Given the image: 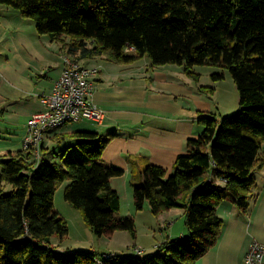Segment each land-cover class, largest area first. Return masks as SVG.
Returning a JSON list of instances; mask_svg holds the SVG:
<instances>
[{
	"label": "trees",
	"instance_id": "trees-1",
	"mask_svg": "<svg viewBox=\"0 0 264 264\" xmlns=\"http://www.w3.org/2000/svg\"><path fill=\"white\" fill-rule=\"evenodd\" d=\"M0 6L33 20L40 35L80 59L99 56L132 64L149 58L153 66H183L195 78L196 66L228 70L241 106L232 118L201 116L203 131L187 141L172 174L129 158L136 210L143 211L146 202L155 216L184 209L190 233L167 238L157 253L145 257L59 253L53 244L54 237L64 241L69 234L54 203L63 182L69 183L65 201L94 234L127 231L137 238L135 217L115 215L121 197L111 181L124 171L102 160L114 135L83 130L56 135V147L69 152L76 145L72 151L77 152L59 162L44 155V144L40 160L24 150L8 152L0 162V264H99L97 259L101 264H196L222 234L218 207L229 202L247 213L256 172L264 168V0H0ZM224 77L213 75L215 81Z\"/></svg>",
	"mask_w": 264,
	"mask_h": 264
},
{
	"label": "crops",
	"instance_id": "crops-1",
	"mask_svg": "<svg viewBox=\"0 0 264 264\" xmlns=\"http://www.w3.org/2000/svg\"><path fill=\"white\" fill-rule=\"evenodd\" d=\"M63 53L68 52L50 36L40 35L33 20L22 17L11 7L0 6V162L6 159L8 152L23 150L28 121L34 114L45 111L43 97L51 94L55 82L62 74ZM79 61L85 67H100V73L95 80L94 101L103 110L104 119L101 123L82 121L51 130L46 135L43 153L48 154L49 158L52 150V159H57L54 153L57 148L54 141L56 135L78 130L97 132L103 137L114 135L102 154V160L124 171L122 176L111 181L112 188L118 191L121 197V208L115 215L118 218L135 217L139 231L142 214L151 213L153 216L149 217L148 229L149 232L153 231L155 242L150 247L143 246L139 243L137 235L134 248L128 245V250L118 252L119 255L115 252L113 254L122 257L153 255L167 238L183 239L189 236L186 211L176 208L155 216L150 204L148 205L149 202H146L144 210L138 212L134 204L132 186L134 169L129 158L143 159L141 167L144 163H151L167 168L169 174H172L177 157L186 152L187 141L197 138L203 128L197 124L195 114L191 116V112H188V116H185V112L181 113L180 108H176V113L173 111L158 115L157 112H148L149 108L154 109L157 106H149L150 103L142 100L140 103L143 105L137 103L135 110L127 106L119 108L117 96L123 87L118 85L114 89L108 88V74L104 71L117 70L115 72L118 76L127 78L132 65L108 63L99 56L79 58ZM163 79L169 81L167 77ZM137 107L144 110H138ZM159 109H162L161 106ZM76 143L77 141L73 144ZM75 147L76 145L72 150H75ZM72 150L64 153V159L70 153H77ZM256 179L257 184L252 191L247 213H242L229 202H224L218 207L217 213L224 221L222 234L216 246L196 264H245L251 245L254 242L264 244V168L256 172ZM125 200L128 201L126 205L131 211L126 214L123 213ZM178 223L183 227L177 229ZM127 233L118 231L112 238H124ZM158 233L162 241L156 238ZM68 251L72 250H65ZM88 251L97 253L95 249Z\"/></svg>",
	"mask_w": 264,
	"mask_h": 264
},
{
	"label": "rangeland",
	"instance_id": "rangeland-1",
	"mask_svg": "<svg viewBox=\"0 0 264 264\" xmlns=\"http://www.w3.org/2000/svg\"><path fill=\"white\" fill-rule=\"evenodd\" d=\"M69 41L70 38H66V42L68 43ZM105 61L111 63L106 59ZM100 62L102 63L101 60ZM117 65H132L129 77L127 78L122 75L118 76L117 72H115L117 70L104 71V73L108 74L106 79L108 88L114 89L117 88L118 85L123 87L120 89L117 96V106L119 108L127 106L133 107L131 109L135 110L137 103H139L140 106L143 105L140 103L142 100L150 103L149 106H157V108L154 109L149 108L148 112L150 113L157 112L158 115L172 113L173 111L176 113V108H180V112H185V116H188V112H191L189 114L191 116L195 114L197 117V124H199L198 120L203 115H215L218 119L226 117L232 118L241 110L239 91L228 70L209 65L196 66L194 72L198 75V78H195L188 76L183 66L175 64L153 66L149 58L139 59L132 64ZM93 68L95 70H100V67ZM221 73L225 75L224 79L215 81L213 75ZM165 77L168 78V82L163 79ZM159 106H161L162 109H159ZM137 109L144 110L138 107ZM73 126L76 127L77 125ZM54 141L56 142L55 138ZM69 149L70 148H66V146L57 147L56 150H54L57 159L54 160H56V162L61 161V156ZM52 153L51 150L49 153V155H51L49 157L50 160H53ZM263 153L264 149L261 154ZM68 157L71 158L72 154ZM68 184V182L61 183L54 198L56 209L67 221L69 226V234L64 241H60L58 237L53 238V244L59 253H65L66 249H71L72 251L79 249L84 251L95 249L100 257H104V255H111L114 252L121 253L126 251L128 250V245L134 248L136 240L129 232L124 238L116 237L117 239L107 236L99 237L94 234L86 225L81 212L65 201L64 192ZM8 187L10 190L11 187ZM126 203H128V201L125 200L123 209L124 214L131 212ZM150 216L153 215H151V213L142 214L141 220L139 221V231L136 224L139 243L149 247L155 242L153 231L149 232L148 229ZM181 227H183V225L178 223L176 228L180 229ZM156 238L162 241L159 233L156 235Z\"/></svg>",
	"mask_w": 264,
	"mask_h": 264
},
{
	"label": "built area",
	"instance_id": "built-area-1",
	"mask_svg": "<svg viewBox=\"0 0 264 264\" xmlns=\"http://www.w3.org/2000/svg\"><path fill=\"white\" fill-rule=\"evenodd\" d=\"M62 59V74L51 94L43 97L45 111L34 114L27 124L23 150L32 154L34 160L41 159L42 146L51 130L82 121L101 123L104 119L103 110L94 101L95 80L100 70L83 66L77 55L64 53ZM97 263L102 261L97 259ZM245 264H264V244L251 245Z\"/></svg>",
	"mask_w": 264,
	"mask_h": 264
}]
</instances>
